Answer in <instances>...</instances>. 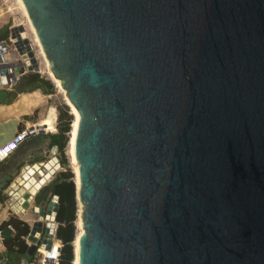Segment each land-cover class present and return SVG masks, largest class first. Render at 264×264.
I'll return each instance as SVG.
<instances>
[{
  "label": "water",
  "instance_id": "95a60500",
  "mask_svg": "<svg viewBox=\"0 0 264 264\" xmlns=\"http://www.w3.org/2000/svg\"><path fill=\"white\" fill-rule=\"evenodd\" d=\"M23 2L80 115L78 264H264V0Z\"/></svg>",
  "mask_w": 264,
  "mask_h": 264
},
{
  "label": "trees",
  "instance_id": "16d2710c",
  "mask_svg": "<svg viewBox=\"0 0 264 264\" xmlns=\"http://www.w3.org/2000/svg\"><path fill=\"white\" fill-rule=\"evenodd\" d=\"M8 36L7 28L0 29V39ZM39 89L44 94H52L54 86L52 83L42 77L39 73L29 72L23 75L18 83L10 91H3L2 102H11V100L20 92L32 91ZM58 111V119L61 125L57 132L39 133L25 141L15 152L16 155H22L26 150L38 145L44 140H48L51 147H55L58 152V160L64 168L54 179L50 180L46 185L39 188L34 195V202L39 205L46 201L50 195H57L59 206L56 212L55 220L57 222L56 237L61 241V251L58 264H73V247L75 237V219L77 214L76 187L74 175L69 167V161L64 153L65 147L69 141L70 125L72 129V115L69 112L68 106L63 104L61 107L56 106ZM38 159H31V163L38 162ZM9 166V164H8ZM11 182L7 181L6 185ZM4 199L0 197V201ZM11 226L12 229L8 228ZM30 232V226L23 220L10 215L0 224V235L2 243L5 247V255L10 264H20L22 260L27 263L32 262V257L27 258L28 245L25 238ZM73 243V245H72Z\"/></svg>",
  "mask_w": 264,
  "mask_h": 264
},
{
  "label": "rangeland",
  "instance_id": "374dc122",
  "mask_svg": "<svg viewBox=\"0 0 264 264\" xmlns=\"http://www.w3.org/2000/svg\"><path fill=\"white\" fill-rule=\"evenodd\" d=\"M19 25L22 26V28H23L21 30L24 31V29H25V32L27 35V40H28L29 44L31 45V47L35 53L36 64L38 65L37 68H33L32 70L28 71L27 73H29V72L30 73L31 72L39 73L42 77L49 80L52 83V85L54 86V92L49 97L44 98L39 112H37V114H35L31 119H27V121H24L23 125L30 126L33 124H39V122L42 119L49 118L50 123H48V125H45L43 127L49 128L52 125V127L54 129L53 132H57V129L61 125V123L58 119V111L56 109V106L61 107L63 104L67 105L69 112L72 115V121L75 120V117L72 114L70 106L67 104V102L64 98V92L60 88V85L49 74L46 63L44 62V59L42 58V56L40 54V51H39V48L37 45V41L35 39L33 30L31 29V25L28 21V17L24 13L19 2L17 0H0V29L3 27H6L8 35H10L11 29L12 28L19 29ZM23 53L25 54V56H27L26 50H24ZM10 56H11V60H13V61H15V59H18V57H19L18 54L15 52H11V55H9V57ZM27 62H28L27 64H29V60H27ZM29 66H30V64H29ZM0 89L6 90V87L0 86ZM11 89H13V87ZM51 131L52 130H47L46 132H43V134L45 135L46 133H50ZM70 131H71V125H70ZM48 142L49 141L45 139L44 142L39 143L37 146L33 145V146L29 147L25 153H23L19 157H14L12 159V166L14 168L13 169L14 170L13 171V173H14L13 177H15L16 180L13 182V187L10 188V190H9V195H7V198L9 200L6 202V205L9 209V211H11L12 215H14L15 217H17L19 219L26 221L31 228L33 226V222L35 221L34 220L35 217L39 213H36L34 211V208L36 207L35 202H34V198H33L34 195L30 196V199L28 202L29 208L25 211L21 210L22 209L21 197H23V194L26 193V190L19 183L22 179L21 177L23 175L24 168L31 167L35 164H38L41 167L42 164H47L48 162L55 164V160L58 159V152H57L55 147L49 146ZM64 153H65V155L69 161V167H70V169L74 175L75 187H77L76 186V175L74 172L73 164H72L70 156L68 155V144L65 147ZM30 156H32L35 159H38L39 161L36 163H31V159H30L31 157ZM41 169H43V168L41 167ZM63 169L64 168L61 165H59V167L54 169V172L52 174H50L49 178L47 179V181L42 186L46 185L50 180L54 179L55 176L60 171H62ZM35 178L38 179L39 175L35 174ZM81 208L82 207L80 206L79 201H77V214H76V219L74 222L75 228H76V230H75L76 233L80 227L79 224H80ZM43 214H44V212H43ZM39 216H40V214H39ZM76 233H75L74 238H76ZM74 247H75V245H74ZM74 247H73V250H74ZM73 261H74V259H73ZM35 264H37V263H35Z\"/></svg>",
  "mask_w": 264,
  "mask_h": 264
},
{
  "label": "built area",
  "instance_id": "2783aa9c",
  "mask_svg": "<svg viewBox=\"0 0 264 264\" xmlns=\"http://www.w3.org/2000/svg\"><path fill=\"white\" fill-rule=\"evenodd\" d=\"M11 52L17 53L19 56L18 59H15V61L11 60V56L9 57V55H11ZM23 55L24 53H20L17 50L16 44L11 34L8 35L6 38L0 39V86H5L6 89H11L16 85V83L19 82L23 75L27 74V72L30 71L29 64H27L28 62L23 57ZM46 131L47 130L39 124L21 126L8 141L0 145V163L7 160L13 153H15L25 141L35 135H38L39 133H43ZM52 165L53 167H55L53 168V170H51V174L54 172V169L59 167V160H55V164ZM49 203H51V205H49ZM22 204L23 202L21 203V205ZM39 205H44V214L42 216H39V214H37L33 224L36 222H40L41 230L37 235L35 242L30 241L28 239V236L25 238L28 247L33 244H36V249L33 255L31 256L32 262L30 264H58L62 246L61 241L57 239L55 234L57 227L55 217L59 206L58 196L50 195L49 198L46 199V201H43ZM27 209H24L22 207L21 210L25 211ZM49 209L53 210L52 221H46V216L48 214ZM50 223H52V226L48 227ZM8 228L12 229L10 225L8 226ZM51 231H53L52 235L51 237H48ZM46 240H51L49 248H46ZM23 263L24 261H22L21 264ZM0 264L10 263L8 262V259L6 257H2L0 259Z\"/></svg>",
  "mask_w": 264,
  "mask_h": 264
},
{
  "label": "crops",
  "instance_id": "0c3cea01",
  "mask_svg": "<svg viewBox=\"0 0 264 264\" xmlns=\"http://www.w3.org/2000/svg\"><path fill=\"white\" fill-rule=\"evenodd\" d=\"M11 89H6L10 91ZM3 89H0V145L8 141L15 132L23 126V122L27 119H31L37 112H39L40 107L43 103L45 97H49L51 94H44L41 90L36 89L32 91L20 92L18 93L11 102H2ZM50 123L49 118H44L39 122L42 127ZM46 130L54 131L52 125ZM13 153L7 160L0 163V197L3 201H0V224L6 220L11 214L6 202L9 200L7 195H9L10 188L13 187V182L16 180L13 173L12 159L14 157H19ZM30 159H33L30 156ZM9 164V166H8ZM11 179V182L6 185L7 181ZM35 195V194H34ZM36 205V204H35ZM5 247L2 243V238L0 235V259L6 257ZM7 258V257H6ZM8 259V258H7ZM24 261V260H22ZM20 262V264L22 263ZM9 262V261H8ZM23 264H30L24 261Z\"/></svg>",
  "mask_w": 264,
  "mask_h": 264
},
{
  "label": "bare ground",
  "instance_id": "6f19581e",
  "mask_svg": "<svg viewBox=\"0 0 264 264\" xmlns=\"http://www.w3.org/2000/svg\"><path fill=\"white\" fill-rule=\"evenodd\" d=\"M17 1L19 2V4L22 7V9H23L24 13L26 14V16L28 17V21H29V23L31 25V29L33 30L35 39L37 41V45H38L40 54H41L42 58L44 59V62L46 63V66H47V69L49 71V74L60 85V88L64 92V98H65L67 104L70 106V109L72 111V114L75 117V120L72 121V123H73L72 124V129H71L70 135H69L68 155L70 156L71 161H72V164H73L74 172H75V175H76V186H77V189H78L80 182H79V174H78V162L76 161L75 153H74V143H75V137H76V132H77V127H78L80 115H79V112H78L77 108L75 107V105L73 103H71L70 100L68 99V97H67V91L62 87V85L60 83V79L58 77H55L54 76L53 70H51L50 67H49L47 55L45 54L43 45H42V43H41V41H40V39H39V37L37 35L36 29H35L32 21H31V19L29 17L28 11L26 9V6H25L23 0H17ZM20 27H22V26L19 25V29H20ZM19 29L12 28V30H13V37L16 39V41H18V43H20V45L22 44L23 47L30 46V50L28 51L27 56L25 57V55H23V57L25 59L29 60L30 67L37 68L38 65L36 64L35 53H34L31 45L29 44V42L27 40V35H26V32H25V29H24V31L21 30V29L19 30ZM41 167L43 169H41ZM41 167L38 164H35V165L31 166V167L24 168V172H23V175L21 177L22 179H21V181H20L19 184L23 186V188L26 190V193H28V195H31V196L34 195L38 191V189L40 187H42V185L49 178V176L51 174V170H53V168H54L51 162H48L47 164H42ZM35 174L39 175V178L38 179L35 178ZM23 196H24V194H23ZM23 200H24L23 197H21V203L23 202ZM79 204H80V206L82 208H81V214H80V224H79L80 227H79V229H78V231L76 233V238L74 240V243H75L74 244L75 245V247H74V257H75L74 258V264H78V256H77V252H78V241H79V238L82 235V233L85 231V228L81 226V224H84L81 221L83 205H82V203L80 201H79ZM52 219H53V210L52 209H49L48 214L46 216V221H52ZM51 226H52V223H50L48 225V227H51ZM82 246H83V243H82Z\"/></svg>",
  "mask_w": 264,
  "mask_h": 264
}]
</instances>
